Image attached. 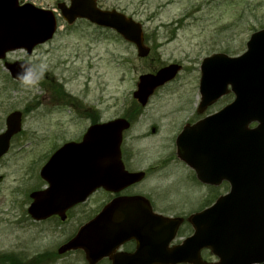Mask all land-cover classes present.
Listing matches in <instances>:
<instances>
[{"label": "rangeland", "instance_id": "1", "mask_svg": "<svg viewBox=\"0 0 264 264\" xmlns=\"http://www.w3.org/2000/svg\"><path fill=\"white\" fill-rule=\"evenodd\" d=\"M61 2L69 0L22 1L55 11L59 28L30 55L15 50L0 62V132L10 112L23 115L21 132L0 160V264H86L81 252L58 254L57 248L93 214L99 200H88L74 212L76 219L59 227L31 222L26 203L40 186L38 172L44 162L63 143L80 141L93 123L128 118L122 158L130 170L146 172L138 191L157 194L160 207L165 203L159 196L165 194L167 203L178 206L174 212L188 216L229 189L225 183L216 188L198 184L177 164L174 140L190 121L233 100L228 93L196 114L201 63L211 54H243L251 34L264 29V0H97L101 9L117 10L141 24L149 47L144 58L112 30L83 19L67 25L56 9ZM5 61L28 62L36 80L14 81ZM172 64L180 66L175 77L156 87L140 108L132 96L139 76L155 75ZM191 233V226L181 227L172 244ZM200 257L217 261L206 249Z\"/></svg>", "mask_w": 264, "mask_h": 264}, {"label": "water", "instance_id": "2", "mask_svg": "<svg viewBox=\"0 0 264 264\" xmlns=\"http://www.w3.org/2000/svg\"><path fill=\"white\" fill-rule=\"evenodd\" d=\"M19 1L0 0V59L14 49L23 48L30 54L34 46L51 39L56 29L52 11L19 5ZM57 7L69 24L86 19L113 29L135 45L138 56L148 54L141 25L122 13L101 10L96 0H70L68 6L59 3ZM5 66L12 77L33 80L27 63ZM178 69L171 65L156 75L140 76L134 98L144 106L153 90L172 79ZM228 86L234 101L213 116L185 127L177 139L179 157L195 170L200 181L218 185L226 180L230 184L228 194L189 218L194 232L182 245L168 246L180 222L150 211L149 224L139 223L141 219L136 215L137 225L127 230L124 220L119 219L122 205L133 208L132 204H139L144 211L148 206L144 201L118 199L83 225L58 252L82 249L89 264L103 257L110 258L112 264H205L200 261L199 251L208 248L219 259L214 264L264 262V30L251 35L247 51L239 57L214 54L203 60L199 111L228 93ZM20 121L19 112L7 117L6 130L0 134V157L7 152L11 137L20 131ZM253 121L258 125L250 129L248 125ZM128 127L121 118L95 124L80 142L66 143L55 151L41 170L49 187L31 194L29 214L43 219L84 200L96 188L119 191L140 181L143 173H129L121 162L122 132ZM105 225L119 226L120 233L109 236ZM131 237L137 242L132 254L112 253Z\"/></svg>", "mask_w": 264, "mask_h": 264}, {"label": "flooded vegetation", "instance_id": "3", "mask_svg": "<svg viewBox=\"0 0 264 264\" xmlns=\"http://www.w3.org/2000/svg\"><path fill=\"white\" fill-rule=\"evenodd\" d=\"M122 161L124 163V167L128 171H138V170H130L127 167V163L123 160V158H122ZM178 161L179 160L176 159L177 164H179L181 167L185 168V166L180 161L179 162ZM190 173L194 176L193 172H190ZM146 175L147 174L145 172V176ZM141 182H137V183H135V184H133V185L127 187V188H124L123 190H121L119 192H110V191H107V190H105L103 188H99V189H96L92 194L87 196V198L83 202L77 203V204H75L73 206H69L64 211H57L56 213L51 214L48 217H45L44 219H40V220H34L27 214L28 215V219L31 222H34L36 224L52 222L51 224L55 223V227L56 226L59 227L60 225H62L64 223H68L71 219H76L77 215L74 212L77 211V209L79 207H82L88 200H90L91 198L94 197L97 201L99 200V203L97 204V205H99V207L98 206L95 207V209H94L95 211L93 212V214H89L90 216H89V218L86 221H89L90 219H92L95 215H97L103 209V207L105 205H107L108 203H110L111 201H113L115 199H135V200H139V201H144L147 204V206H149L148 209H150V210L144 211L143 209H140V205L139 204H135V205L132 204L133 208H131L128 205H122L123 206V211L118 212V214H120V215H128L127 217L129 218V220L125 221V227H131L133 225H137L136 224L137 220L135 219V218H137L136 215L139 217V219H141L139 223L149 224L150 220H151V217H148L149 216V211H150L151 214L154 213V214H158V215H161V216H164V217H169V218H172V219L180 220L181 224L179 226L178 231L180 230L181 227H185V226L189 225V223L187 222V218H188L189 215L187 216L183 212H177V211L174 212V210H177L176 207H178V206L174 205L172 203H167L165 201V198L168 195L164 194L162 196H159L161 198V200L164 201V203H165V205L163 207H160L155 202V198H156L157 194L149 193V192H146V191H145L146 192L145 193L144 190L143 191H138L139 187H137V186L140 185ZM45 186H46L45 181L44 180H40V186L39 187H35V191H40V190L44 189ZM216 192L218 193L217 190H216ZM152 195H153V197H152ZM28 198H29V201L31 202V198L29 196H28ZM29 201L26 203L28 206L30 204ZM130 208L132 210H130ZM26 211H27V208H26ZM195 212H197V210L193 211L191 214H193ZM147 218H150V220H148ZM71 231H72L71 234H70V231H69L66 241H69L71 238H73L75 233L77 232V230L75 231L74 229H72ZM135 247H136V241L132 239L130 241L125 242L119 249H117L116 252L130 253V252L134 251ZM102 262L105 263V264H110V261L108 259H103L100 262H98L97 264H101Z\"/></svg>", "mask_w": 264, "mask_h": 264}]
</instances>
